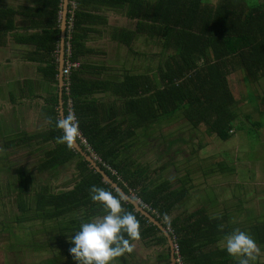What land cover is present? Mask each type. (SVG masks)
Returning a JSON list of instances; mask_svg holds the SVG:
<instances>
[{
  "label": "trees",
  "instance_id": "trees-1",
  "mask_svg": "<svg viewBox=\"0 0 264 264\" xmlns=\"http://www.w3.org/2000/svg\"><path fill=\"white\" fill-rule=\"evenodd\" d=\"M62 2L0 0V47H6L10 40L27 47L22 59L36 63L39 75L20 82V93L43 98L45 104L40 113L48 121L42 132L6 136L5 160H11L12 154L15 157L25 148H29L26 151L30 156H37L38 152H34L39 145L51 144L43 147L35 165L36 172L48 173L46 182L41 180L36 188L30 189L37 180L29 182L30 170L26 166L17 170L16 221H53L55 226L44 228V234L52 241L64 243L68 249L69 239L82 221L101 218L106 212L99 202L91 200L89 188L95 185L114 196L122 194L104 181L73 146L69 148L57 142V137L62 135L55 126L61 118L58 58ZM108 9L120 10L134 24H110ZM106 29L109 39L124 44L135 54H141L132 48L138 36L160 39L161 61L156 70L140 73L110 70L105 64L106 51L91 44L104 38ZM67 62H76L78 66H71L64 74V113L68 115L71 102L79 129L91 149L79 138L78 142L88 154L98 157L97 163L126 193L169 229L176 243L178 264H238V258L229 256L219 242L242 227L231 223L226 211L210 212L203 205L188 212L182 210L183 201L193 188L190 172L186 168L178 175L174 170L176 174L170 177L159 172L175 165L174 157L180 152L170 149L177 140L166 146L165 136L156 137L149 130L153 123L180 112L178 115L190 125L191 132L201 130L208 137L215 135L227 141L236 123L241 122L240 102L248 99L260 117L264 114V92L255 90L258 85L263 87L264 81V0L214 3L210 0H70ZM234 73H239L243 83L249 85L247 91L242 93L233 86ZM260 117L250 125L262 128ZM200 145L206 147L209 142ZM143 147L157 153V161L161 162L158 168L149 169L147 160L141 159L137 150ZM15 162L23 165L18 160ZM67 165L73 170L58 190L49 182L54 179L49 174ZM218 168L226 171L219 165ZM121 207L122 212L132 213L139 221L138 238L124 234L131 249L137 241L144 246H158L156 261L151 264H171V250L164 232L124 197ZM124 253L133 261L131 264L143 263L132 250ZM62 260L56 256L49 264H59Z\"/></svg>",
  "mask_w": 264,
  "mask_h": 264
},
{
  "label": "rangeland",
  "instance_id": "rangeland-1",
  "mask_svg": "<svg viewBox=\"0 0 264 264\" xmlns=\"http://www.w3.org/2000/svg\"><path fill=\"white\" fill-rule=\"evenodd\" d=\"M3 1L18 3L25 0ZM210 1L214 3L217 0ZM107 13L112 25L134 24V21L124 16L120 10L108 9ZM159 40L149 39L144 35L138 36L133 42L132 48L133 51L141 54H135L124 44L109 39L108 29H106L105 37L94 43L91 42V44L106 51L105 64L110 70L123 73L125 69H128L140 73L156 70L161 61L162 43ZM26 48L25 45L11 40L6 47H0V66H3V70H6V65H9L6 62L9 60V66L12 68V70L8 69L6 75L2 74L0 82L14 80L17 76L22 78L13 66L15 62L18 67L24 66L25 61L22 60V54ZM34 65L35 63L26 61L23 69L27 70V77L35 71ZM232 78L235 82L233 86L237 87L242 93L247 91V85L243 83L242 76L239 73L232 74ZM262 86L258 85L255 90L264 92V81ZM4 91V98L9 100L6 90ZM248 91H253V89L248 88ZM238 98H242L240 94H238ZM238 105L239 120L241 122L239 121V125L236 123L233 132L230 133L231 137L227 141H223L215 135H212V138L208 137L201 130L192 129L191 132L190 125L181 115H178L180 112L173 114L175 117L162 118L160 121L153 123L149 130L153 131L156 137L165 136L167 138L166 146H170L172 141L177 140L170 149L180 152L174 157L175 165L172 166L173 169L168 167L159 172H163L165 177L175 175L174 170L177 171L178 175L183 174L186 168L190 172L193 188L190 189L189 197L183 201L182 210L185 209L188 212L203 205L210 212L226 211L230 216V222L233 224L244 222L248 215L247 210L250 207L254 206L259 210L264 207V180L259 179L264 175V126L259 128L250 125L260 117L257 109L253 106V102H249L247 99ZM15 114L16 111L10 106L2 108L0 115L4 126L0 127L2 131L6 126L5 132L16 129L13 125ZM260 115L262 116L259 120L264 123V114L261 113ZM248 117L250 118L248 119ZM7 134L8 137L12 136V133ZM2 140L4 141V138L0 140V158L3 159L2 163L0 161V188L2 189L0 192L2 195L0 198V264H16V262L18 264H49L56 256L63 259L60 263L58 262L59 264H76L64 243L60 244L55 240L52 241L44 234V228L55 226L53 221L34 220L27 223L16 221L18 211L15 190L18 168L26 166L30 170V183L37 180L36 183L29 186L30 189L36 188L37 183L45 180L47 175L40 174L35 170V165L40 159L39 154L36 153L37 156L32 157L26 149L19 150L15 157L12 154L10 156L11 160H5ZM205 141H208L209 145L201 147L200 143H205ZM9 151L13 152V149H9ZM137 152L140 153L143 161L147 160L149 169L160 166L161 162L157 161L159 160L158 155L153 150L149 151L143 147L139 148ZM17 160L23 165H17L15 162ZM218 165L220 168L224 167L227 172L221 171ZM213 167L217 170H212ZM72 170V166L67 165L65 168L58 169L55 174H49L51 178H54L53 184H62L63 180L71 175ZM34 232L37 233V236ZM50 240L51 244L49 245ZM35 242L41 243L42 246H37ZM139 243L137 241L135 243L136 247L131 250L136 259L142 260L143 263L140 261V264L155 262L159 250L158 246H144ZM219 245L224 246V241L219 242ZM146 255H149L147 259L145 258ZM144 259L146 260L143 261ZM131 263L133 261L125 253L113 258L111 261V264Z\"/></svg>",
  "mask_w": 264,
  "mask_h": 264
},
{
  "label": "clouds",
  "instance_id": "clouds-1",
  "mask_svg": "<svg viewBox=\"0 0 264 264\" xmlns=\"http://www.w3.org/2000/svg\"><path fill=\"white\" fill-rule=\"evenodd\" d=\"M55 126L62 131L58 143L71 148L79 134V121L73 114L59 118ZM92 201L99 202L105 214L98 219L82 221L79 230L71 235L69 254L76 264H111L113 258L131 251L129 239L139 237V221L132 213L122 212L120 197L92 185L89 188ZM224 251L238 258V264H250L260 252L255 240L246 231L234 229L224 236Z\"/></svg>",
  "mask_w": 264,
  "mask_h": 264
},
{
  "label": "crops",
  "instance_id": "crops-1",
  "mask_svg": "<svg viewBox=\"0 0 264 264\" xmlns=\"http://www.w3.org/2000/svg\"><path fill=\"white\" fill-rule=\"evenodd\" d=\"M109 23H110V19H109ZM6 63L10 65L9 60ZM25 63L23 67L16 66L17 64L16 62L13 66V68H15V70L21 75L22 78H19L17 76L16 79L14 80L0 82V115H1L2 108L4 107L6 108L10 106L16 111V114H15L16 116H15V120L13 123L16 129L11 132L6 131L9 134L12 133V136H15L22 132H28V133L42 132L48 127V121L45 118H43V116L40 113L41 108L45 104L43 98L42 99L37 98V97L34 98V97H30L29 95H22L20 93V84H19L20 82L24 81L27 78L38 77L39 75L36 70L37 64L35 63L34 65L35 71H33V74L31 76L27 77V70L23 69L25 67ZM30 63H33V62H30ZM9 65L8 66L6 65L5 67L6 70L5 69L3 70V66H0V68H2L0 69V80H2L1 79L2 74L6 75L8 72V69L12 70L11 66ZM4 90H6L9 100H6L4 98L3 96V93L5 92ZM44 92L45 91L42 90V94H44ZM11 93L14 94V97L11 96ZM0 127H4L1 116H0ZM5 128L4 129L2 128L4 131L0 129V140L1 138H5L6 136H8V134L5 132ZM49 146H51V144L50 145L41 144L38 146L39 148L34 153L36 152H38V154L41 153V156H42L43 152L41 150L43 149V147L47 148ZM34 147L35 146L31 148H34ZM25 149L29 150V148H25ZM41 174L47 175L48 177V173H41ZM259 179L264 180V175L261 176ZM46 180L47 178L42 181L46 182ZM53 180L54 179L49 180V182L50 181L52 182V186L56 187L58 190L62 189L60 187L61 184L54 185ZM263 191H264V188H263ZM247 211H248V215L246 216V219L244 220V222H239V224L237 225L242 227L241 229L242 231H246L247 233L251 235V237L255 240L257 247L260 249V252L258 253L256 259L252 261V264H264V207L262 210H259L258 208L252 206ZM259 234L261 236L258 237ZM222 241H224V239H222Z\"/></svg>",
  "mask_w": 264,
  "mask_h": 264
},
{
  "label": "water",
  "instance_id": "water-1",
  "mask_svg": "<svg viewBox=\"0 0 264 264\" xmlns=\"http://www.w3.org/2000/svg\"><path fill=\"white\" fill-rule=\"evenodd\" d=\"M69 2L70 0H63L62 2V10H61V21H60V46H59V58H58V87H59V113L60 117H64V102H63V86H64V67H65V59H66V30L68 23V11H69ZM73 147L79 151L89 162L90 164L102 175L103 180L109 183L113 188L118 190L124 198L130 201L136 208V210L140 211L143 215L148 217L153 223H155L161 231L167 237L168 244L170 246V258L171 264H178V259L176 256V243L174 242L173 236L170 233L169 229L162 224V222L158 221L151 213H149L146 209H144L138 200L132 198L128 193H126L121 186L118 185L116 181H114L110 175H108L104 169L97 163V161L88 154L80 145L78 140L76 139Z\"/></svg>",
  "mask_w": 264,
  "mask_h": 264
},
{
  "label": "built area",
  "instance_id": "built-area-1",
  "mask_svg": "<svg viewBox=\"0 0 264 264\" xmlns=\"http://www.w3.org/2000/svg\"><path fill=\"white\" fill-rule=\"evenodd\" d=\"M71 66H78V63H76V62H74V63H71V62H67V63H65V67H64V74L65 73H68L69 72V70H70V68H71ZM65 84V83H64ZM69 112H68V114H73L75 117H76V115L74 114V112H73V110H72V107H71V102H69ZM77 138H79L80 140H81V142L90 150L91 148H90V145L88 144V142H87V140H86V138L82 135V133H81V131H80V129H79V134H78V137ZM94 156V159L96 160L98 157L96 156V155H93Z\"/></svg>",
  "mask_w": 264,
  "mask_h": 264
}]
</instances>
